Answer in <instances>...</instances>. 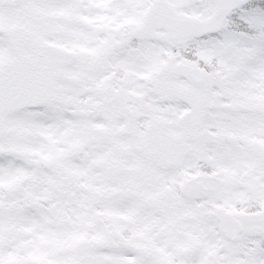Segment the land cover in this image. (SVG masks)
I'll use <instances>...</instances> for the list:
<instances>
[{
  "label": "snow or ice",
  "instance_id": "6c2138e0",
  "mask_svg": "<svg viewBox=\"0 0 264 264\" xmlns=\"http://www.w3.org/2000/svg\"><path fill=\"white\" fill-rule=\"evenodd\" d=\"M0 264H264V0H0Z\"/></svg>",
  "mask_w": 264,
  "mask_h": 264
}]
</instances>
